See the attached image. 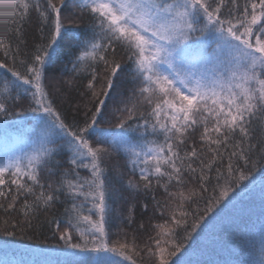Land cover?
Instances as JSON below:
<instances>
[{"label": "trees", "instance_id": "trees-1", "mask_svg": "<svg viewBox=\"0 0 264 264\" xmlns=\"http://www.w3.org/2000/svg\"><path fill=\"white\" fill-rule=\"evenodd\" d=\"M153 1L185 92L137 0H0V136L37 88L69 135L0 172V264H264V0Z\"/></svg>", "mask_w": 264, "mask_h": 264}, {"label": "rangeland", "instance_id": "rangeland-1", "mask_svg": "<svg viewBox=\"0 0 264 264\" xmlns=\"http://www.w3.org/2000/svg\"><path fill=\"white\" fill-rule=\"evenodd\" d=\"M105 4L108 2L110 4L112 0H102ZM118 1H128V0H116L115 5H119ZM135 1V0H134ZM113 3V4H114ZM137 5L133 4V7L130 11L133 12L135 7L139 8V13L135 14V18L138 22H145L143 25V29L141 30V35L143 36L145 43L148 48L149 52V66L152 69L158 70V72L171 84H173L177 89L181 92H185V88L181 84L180 80L178 79L177 75L172 71V68H168L166 64L163 63V56L162 53L167 55V57L171 56L173 51H168L169 49V42L167 32H169V18L160 19L158 13H156L157 9L155 7V2L153 0H137ZM140 3L142 4L140 8ZM122 11H129L127 8H122ZM141 9V10H140ZM153 9L150 12L155 13L154 15H144L146 10ZM167 9V7L165 8ZM116 10V9H112ZM181 14L185 17L186 11L185 9L182 11L180 10ZM122 15L121 12L118 11ZM188 14V11H187ZM170 17V16H168ZM149 19L150 21H148ZM156 22V23H155ZM157 24V25H156ZM160 36L163 41H158V37ZM241 39V38H240ZM247 46H246V45ZM158 45H163V48L159 47ZM223 51H227L228 55L231 56V53L234 54L238 59L239 62H247L242 56L238 55L242 50L248 56L247 59H254V54H258L257 50L252 49L246 41L241 39V42L233 43L232 38L225 40L224 44L222 45ZM253 50L254 54L251 53ZM248 53V54H247ZM209 62L211 58L208 59ZM219 66V63H216ZM200 67L197 66V69ZM204 68V66H203ZM174 69V68H173ZM37 90L40 92L41 102H42V115L38 118V122L34 124V126H25L20 132H13L11 131L8 126L1 125V128L4 131V134L0 136V172H5L11 168H16L19 162L27 156H37L36 153L42 154L48 148L49 144L52 142H56L58 138L61 137H69V135L62 131L56 121L57 116L55 115L54 111L46 101V95L43 94L38 88ZM86 146V145H85ZM89 147H83L82 150L88 149ZM74 153L79 154L80 149L77 150L76 148H72ZM90 151V150H89ZM92 154V152H91ZM76 155V154H75ZM99 254L93 256V260L98 258ZM117 264H124L119 262Z\"/></svg>", "mask_w": 264, "mask_h": 264}]
</instances>
